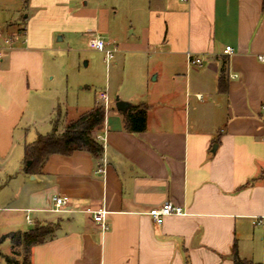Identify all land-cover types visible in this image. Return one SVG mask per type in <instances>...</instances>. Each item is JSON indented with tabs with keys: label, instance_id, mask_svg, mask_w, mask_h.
Listing matches in <instances>:
<instances>
[{
	"label": "crops",
	"instance_id": "crops-1",
	"mask_svg": "<svg viewBox=\"0 0 264 264\" xmlns=\"http://www.w3.org/2000/svg\"><path fill=\"white\" fill-rule=\"evenodd\" d=\"M97 4H2L3 11L14 7L0 44V240L54 224L51 237L32 248L31 264H235V252L264 264V0H149L132 43L142 65L115 92L146 108V130L129 132L125 112L109 99L96 132L101 158L52 155L41 174L23 172L25 145L44 135L30 100L54 80L46 58L58 35L105 38L106 10ZM95 105L98 99L87 109L52 102L48 122L60 108L67 126ZM55 197L69 199L60 212ZM166 202L184 215L158 225L149 213ZM89 210L106 211L105 234ZM3 241L0 264L19 261L15 243Z\"/></svg>",
	"mask_w": 264,
	"mask_h": 264
},
{
	"label": "rangeland",
	"instance_id": "rangeland-1",
	"mask_svg": "<svg viewBox=\"0 0 264 264\" xmlns=\"http://www.w3.org/2000/svg\"><path fill=\"white\" fill-rule=\"evenodd\" d=\"M91 1L98 3L97 8L106 10L109 26L108 33L105 34L106 42L112 44V47L116 46L117 49L119 45L125 46L124 52L116 51L114 59L107 65L103 53L88 47V36L79 33L67 34L64 41H58L60 35L56 37V51L46 58V68L50 72V77L54 76V80L46 82L47 85L39 95L40 98L30 100V108L38 112V123L44 135L52 131V126L48 122L52 102L87 109L91 108L99 94L105 91L113 101L116 98V90L122 82L125 83V78L132 81L142 65L140 57L133 53L132 43L139 41L141 28L147 21L145 9L148 8L149 0ZM3 2L4 0H0V34H2L0 44L4 35L6 36L5 21L12 15L14 7L9 6L11 12L3 11ZM27 14L26 11L23 16ZM98 104L102 105V102L98 101ZM59 109L53 118L58 134L66 128L64 125L66 120H61L62 114ZM3 242L1 249L6 250L8 244ZM14 253L19 261L25 257L23 247L20 245L15 246Z\"/></svg>",
	"mask_w": 264,
	"mask_h": 264
},
{
	"label": "trees",
	"instance_id": "trees-1",
	"mask_svg": "<svg viewBox=\"0 0 264 264\" xmlns=\"http://www.w3.org/2000/svg\"><path fill=\"white\" fill-rule=\"evenodd\" d=\"M126 129L131 133H141L146 130L147 110L141 106L130 105L124 113ZM105 119V109L95 105L91 110L70 121L64 131L58 134L54 121L52 131L40 135L33 143L24 147L22 170L27 175H39L52 155L69 156L77 151H86L94 158H101L104 152L103 144L96 138V132L101 129ZM55 230L54 224H36L25 232H17L0 240V243L10 238L15 245L23 247L25 257L16 261L6 257L8 263L31 264V250L34 246L46 242ZM235 264H250L241 260L235 252Z\"/></svg>",
	"mask_w": 264,
	"mask_h": 264
},
{
	"label": "built area",
	"instance_id": "built-area-1",
	"mask_svg": "<svg viewBox=\"0 0 264 264\" xmlns=\"http://www.w3.org/2000/svg\"><path fill=\"white\" fill-rule=\"evenodd\" d=\"M180 1H189V0H180ZM1 37V34H0ZM5 43H10V39H5ZM88 47L91 50H95L97 52H101L105 55V62L107 65L114 59V54L117 51V47H112V44L107 43L105 38L99 35H96L89 39ZM234 50L232 47H226L225 54L232 55ZM4 49L0 45V60L3 58ZM190 63L201 66L202 60L198 58H193L191 55L189 56ZM259 60L264 62V55L259 56ZM98 101L102 102V106L107 111L109 109V97L107 92H101L98 96ZM100 173H103L104 170L100 169ZM69 202L68 197H55L54 198V212L62 211L63 207H65ZM89 212L93 216L94 222L99 226L101 233L105 234L109 230V224L106 220V211L98 210V211H90ZM149 215L152 217L155 223L161 225L164 221V218L171 215L181 216L184 215V211L178 207L173 205L171 202H166L162 206L155 208L150 211ZM27 221L31 222L30 218L27 216Z\"/></svg>",
	"mask_w": 264,
	"mask_h": 264
},
{
	"label": "water",
	"instance_id": "water-1",
	"mask_svg": "<svg viewBox=\"0 0 264 264\" xmlns=\"http://www.w3.org/2000/svg\"><path fill=\"white\" fill-rule=\"evenodd\" d=\"M129 107H130V104L129 103L120 100L119 97L116 98V100H115V108L118 111L126 112Z\"/></svg>",
	"mask_w": 264,
	"mask_h": 264
}]
</instances>
